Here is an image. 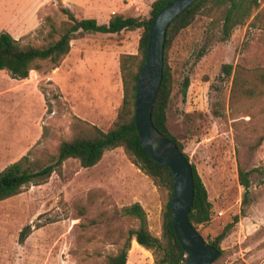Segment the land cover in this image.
I'll use <instances>...</instances> for the list:
<instances>
[{"label":"rangeland","instance_id":"rangeland-1","mask_svg":"<svg viewBox=\"0 0 264 264\" xmlns=\"http://www.w3.org/2000/svg\"><path fill=\"white\" fill-rule=\"evenodd\" d=\"M91 11L74 10L77 18L106 21L111 15L148 17L154 0H98ZM66 0H0V32L21 42L40 44L48 20L66 19ZM264 3L262 2V5ZM210 17L198 14L167 50L173 89L167 124L184 146L206 186L212 217L197 230L212 241L238 216L221 241L215 264H264V172L251 176L244 203L238 167L264 168V94L231 101V79L222 77L223 63L245 56L264 61V30L237 25L222 41ZM140 31L127 43L79 37L55 68L46 66L26 79L0 70V171L19 162L50 159L64 139L72 137L74 116L106 130L123 98L119 70L121 53H136ZM206 52L198 57L201 48ZM189 75L185 97L182 82ZM221 116H214L213 109ZM237 123V127L233 124ZM166 191L133 165L122 148L106 150L92 167L74 158L64 161L40 185H30L0 205V259L6 264L17 253L18 264H103L126 240L135 220L123 206L139 202L151 233L161 235ZM30 226L21 240L20 231ZM1 264V261H0ZM126 264H154L151 251L132 243Z\"/></svg>","mask_w":264,"mask_h":264},{"label":"trees","instance_id":"trees-1","mask_svg":"<svg viewBox=\"0 0 264 264\" xmlns=\"http://www.w3.org/2000/svg\"><path fill=\"white\" fill-rule=\"evenodd\" d=\"M170 1L172 0H154L148 17L124 16L121 13H115L106 21H100L97 18H77L68 8H62L66 19L58 24L48 20L47 28L42 36L43 42L40 44L21 42L8 31L0 32V70L6 69L12 78L26 79L32 72L40 71L46 66L55 68L60 65L70 52L73 39L88 37L125 44L134 32L140 31L137 52L119 55L123 98L111 125L104 130L95 123L74 116L71 127L72 137L62 140L57 146L55 155L50 159H27L25 166L15 162L0 171V201H2L20 194L30 185L46 182L54 172L61 173L64 161L69 158L76 159L80 166L88 168L99 163L106 150L122 148L133 165L147 175L158 189L166 191L167 197L161 213V235L155 236L151 233L146 212L139 202L123 206L122 214L133 218L135 225L127 230L126 240L118 251L105 256L103 264H126L132 239L151 251L154 264H180L182 258V248L176 238L171 217L170 201L173 189L171 170L146 153L140 143L134 122L137 77L147 53L149 29L158 11ZM262 2L264 3V0H196L177 15L167 28L163 76L153 105L152 121L160 132L176 143L189 161L181 140L170 131L167 124V107L173 89V76L168 64L167 50L176 36L189 26L198 14L211 18L210 27L218 32L219 39L222 41L227 40L232 30L240 24H248L249 27L264 30ZM205 52V47L201 48L198 57ZM220 71L222 77L231 79L232 102L241 99L252 100L264 94V61L261 58L245 56L236 64L223 63ZM189 84L190 78L186 75L182 82L183 97ZM212 113L214 116L222 115V112L215 108ZM233 124L237 127L236 122ZM263 140L264 136H260L254 147L259 146ZM190 163L194 181V198L188 218L197 228V225H204L211 220L212 203L196 165L191 161ZM260 171L264 172V168L253 167L245 170L241 166L238 167L239 183L244 189V203L250 201L248 194L251 176ZM238 219L237 215L234 216L233 221L228 223L212 241H207L220 250L219 257L223 253L220 243ZM29 228L28 225L22 228L21 240L27 236Z\"/></svg>","mask_w":264,"mask_h":264},{"label":"water","instance_id":"water-1","mask_svg":"<svg viewBox=\"0 0 264 264\" xmlns=\"http://www.w3.org/2000/svg\"><path fill=\"white\" fill-rule=\"evenodd\" d=\"M196 0H172L153 19L145 61L137 77L134 122L146 153L170 168L173 180L171 217L173 229L182 248L180 264H213L220 255L198 232L188 218L194 198L191 163L171 139L152 121L153 105L163 76L165 34L172 20Z\"/></svg>","mask_w":264,"mask_h":264},{"label":"crops","instance_id":"crops-1","mask_svg":"<svg viewBox=\"0 0 264 264\" xmlns=\"http://www.w3.org/2000/svg\"><path fill=\"white\" fill-rule=\"evenodd\" d=\"M66 1L71 4V5L69 4L70 5V9H71L70 11L71 12L74 11V10L91 11L92 10V7L95 4V2L96 3L99 2L98 0H66ZM88 18H93V17H88ZM5 200L0 201V205H2L3 203H5L4 202ZM132 243H137V242H136L135 239H132ZM17 259H18L17 253L14 256V259H13V256L11 254L10 260L8 261V259H6L7 260L6 264H18V260ZM0 261H1V264H4L1 259H0Z\"/></svg>","mask_w":264,"mask_h":264}]
</instances>
